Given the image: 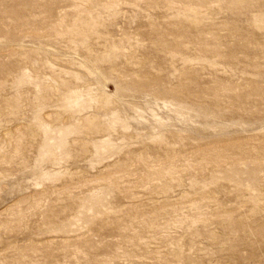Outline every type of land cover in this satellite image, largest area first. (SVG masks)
I'll return each mask as SVG.
<instances>
[{"label": "rangeland", "instance_id": "obj_1", "mask_svg": "<svg viewBox=\"0 0 264 264\" xmlns=\"http://www.w3.org/2000/svg\"><path fill=\"white\" fill-rule=\"evenodd\" d=\"M0 264H264V0H0Z\"/></svg>", "mask_w": 264, "mask_h": 264}]
</instances>
